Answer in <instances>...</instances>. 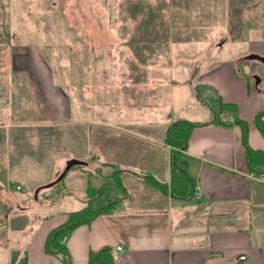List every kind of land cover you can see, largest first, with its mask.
<instances>
[{
  "label": "rangeland",
  "instance_id": "obj_1",
  "mask_svg": "<svg viewBox=\"0 0 264 264\" xmlns=\"http://www.w3.org/2000/svg\"><path fill=\"white\" fill-rule=\"evenodd\" d=\"M230 2L6 0L8 11L2 16H11V22L5 32L13 35L14 67L24 72H12L13 121L7 123L10 134H0V161L28 158L40 164L43 178L50 166L77 157L97 172L114 175L124 166L166 182L169 125L216 107L214 94L202 88L214 86L213 69L226 71L245 56L244 35H228L227 18L220 12L222 7L228 13ZM37 63L62 92L55 90L62 102L59 120L51 119L52 107L34 87L16 85L33 75ZM240 63L246 67V60ZM82 167L74 166L62 183L80 190ZM37 177V172L25 176L28 194ZM129 179L121 181L129 184ZM17 185L8 186L7 193L18 191ZM108 190H114L108 198L119 191ZM142 191L155 190L144 186ZM70 195L61 197L68 201Z\"/></svg>",
  "mask_w": 264,
  "mask_h": 264
},
{
  "label": "crops",
  "instance_id": "obj_2",
  "mask_svg": "<svg viewBox=\"0 0 264 264\" xmlns=\"http://www.w3.org/2000/svg\"><path fill=\"white\" fill-rule=\"evenodd\" d=\"M7 11L3 0L0 2V76L4 73V79H0L2 135L10 134L7 123L13 121L12 72L21 69L14 67L13 35L11 31L5 32L11 22V16L10 19L2 16ZM220 12L227 18L228 35H244L245 56L226 71L220 67L213 69L214 86L202 88L214 94L216 107L181 118L203 124L193 129L184 152L191 160L193 191L184 196L171 192V160L166 182L150 176L145 179L124 166L118 167L121 172L117 182L112 172L102 169L97 172L83 165L78 173L83 177L80 190L62 183L63 190L55 192L46 185L59 177L68 159L50 166L42 178L43 174L38 173L42 170L37 171L40 164L28 158L11 161L6 157L0 161V264H90V251L104 245L114 248L115 264H242L238 259L242 253L247 254L248 264H264V185L247 175L264 167L263 163L251 165L247 154V147L264 151V134L257 121L258 115L264 113V62L249 58L250 55L264 57V0H231L230 11L225 13L221 7ZM240 60H246L243 67L246 72ZM233 68L235 74L229 73ZM30 76L17 80L16 85L34 87L48 109L52 107L51 119H61L58 92H62L52 76L47 80L38 63ZM51 98L53 104L49 102ZM222 103L234 105L235 110L222 109ZM221 112L234 117L236 123H221L217 118ZM108 165L113 168L116 164ZM35 172L38 177L28 194L25 176ZM126 176H130L129 184L121 181ZM13 182L25 191L8 194L7 187ZM107 182L109 190L115 187L119 191H115L114 198L107 197L111 191L104 193L96 204L116 199L119 201L116 209L68 232L64 240L68 260L63 252L46 250L50 232L66 221L69 212L87 204L88 188H99ZM144 186L155 191L141 192ZM66 193L71 194L68 201L61 197ZM64 201L67 203L62 206Z\"/></svg>",
  "mask_w": 264,
  "mask_h": 264
},
{
  "label": "trees",
  "instance_id": "obj_3",
  "mask_svg": "<svg viewBox=\"0 0 264 264\" xmlns=\"http://www.w3.org/2000/svg\"><path fill=\"white\" fill-rule=\"evenodd\" d=\"M222 109L235 110V106L227 103L221 104ZM264 113L258 115V127L264 134V121L262 116ZM221 122V121H220ZM223 123V122H221ZM226 124V123H224ZM200 122H192L186 119H180L172 122L165 134V142L171 146V168H170V188L171 192L176 196H184L188 192H192L194 188V177L189 171V165L191 163L190 157L186 155L185 150L187 148V142L189 136L196 126H201ZM228 125V124H227ZM248 158L250 164L258 165L264 164V151L253 150L247 147ZM113 164V163H109ZM114 172V179L119 182L116 174L121 172V169H116ZM62 181L56 182L52 188L55 192H61L63 190ZM17 184L16 182L12 183ZM162 187H168V185L161 184ZM109 183H105L99 188L90 186L87 191L88 201L87 204L81 209L71 211L68 213V218L64 223L55 227L49 234L46 242V250L49 252H63L65 260H68V253L64 246V238L68 232L75 228L77 225L89 222L95 217L102 215L103 213H109L116 209V205L119 201L111 200L103 204H96L98 198L104 195L108 190ZM59 189V191L56 190ZM66 256V257H65ZM117 260L116 252L111 245H104L97 250H91L89 253L90 264H115ZM67 264H70L69 262Z\"/></svg>",
  "mask_w": 264,
  "mask_h": 264
},
{
  "label": "built area",
  "instance_id": "obj_4",
  "mask_svg": "<svg viewBox=\"0 0 264 264\" xmlns=\"http://www.w3.org/2000/svg\"><path fill=\"white\" fill-rule=\"evenodd\" d=\"M217 118L223 123L235 124V118L232 116H229L226 113L221 112L220 114H218ZM247 175H248V178H250L251 180L256 181V182L264 185V167L260 168V169H254L252 171H249ZM17 189L18 190H24L21 185H17ZM117 249L119 251L122 250V246H118ZM238 259L242 262V264H248L247 254L242 253L241 255H239Z\"/></svg>",
  "mask_w": 264,
  "mask_h": 264
},
{
  "label": "water",
  "instance_id": "obj_5",
  "mask_svg": "<svg viewBox=\"0 0 264 264\" xmlns=\"http://www.w3.org/2000/svg\"><path fill=\"white\" fill-rule=\"evenodd\" d=\"M249 58H256V59H258V60L264 62V57L259 56V55H250ZM85 164H86V162L83 161V160H81V159H77V158H71V159H68V160L66 161V165H65V167H64V169H63V171H62V173L59 175V177H58L55 181H53V182H51V183H48V184L46 185V187H51V186H53L56 182H58V181H60L61 179H63L64 176L66 175V173H67V172H68L73 166H76V165H85Z\"/></svg>",
  "mask_w": 264,
  "mask_h": 264
}]
</instances>
